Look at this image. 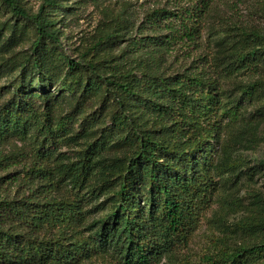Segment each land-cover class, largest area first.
<instances>
[{"label": "trees", "instance_id": "16d2710c", "mask_svg": "<svg viewBox=\"0 0 264 264\" xmlns=\"http://www.w3.org/2000/svg\"><path fill=\"white\" fill-rule=\"evenodd\" d=\"M64 9L0 0V264H264V237L188 251L214 204H240L231 142L252 121L240 122L244 100L264 112V31L208 33L229 52L213 57L222 78L167 74L166 54L202 39L207 5L157 7L139 38L113 17L78 58L56 46Z\"/></svg>", "mask_w": 264, "mask_h": 264}, {"label": "rangeland", "instance_id": "374dc122", "mask_svg": "<svg viewBox=\"0 0 264 264\" xmlns=\"http://www.w3.org/2000/svg\"><path fill=\"white\" fill-rule=\"evenodd\" d=\"M30 11L37 12L43 0H24ZM66 7L60 10L61 23L60 43L58 50L71 58H78L88 45L94 42V36L104 23L113 17H122L130 27L126 29L128 35L139 38L138 35L148 34L146 27H142L145 16L157 7H173L174 5H207V26L202 28L203 37L198 44L178 47L166 54L160 63V70L167 74L176 71L197 72L210 71L214 77L222 74L214 70L213 57L222 55V48L214 46L208 33L215 29L225 30L226 33H236L237 26L247 29L264 31V0H62ZM2 15L0 21L5 19ZM223 25L231 27H223ZM238 28V27H237ZM127 38V36H124ZM237 39L230 37L229 42ZM129 41L124 39L116 44L113 53L120 52ZM179 46V45H178ZM177 47V46H176ZM227 50L230 44L226 43ZM224 49V50H226ZM223 86L234 95L241 97L233 82L223 81ZM260 103L244 100L239 108L240 122L251 118V124L244 128H237L233 136V158L241 161V165L231 172L234 180L229 184L228 192L233 198L240 199V204L220 212L218 204H214L207 212L199 227L192 235L188 251L193 257L202 253L203 249L212 247L215 239L228 235L231 245L235 241L246 240L250 237H264V229L254 230L251 234L243 232L240 223L252 222L256 218L264 217V112L259 111ZM252 125V126H251ZM239 126V125H238ZM20 142H12L5 150L20 146ZM248 173H253L250 177Z\"/></svg>", "mask_w": 264, "mask_h": 264}]
</instances>
